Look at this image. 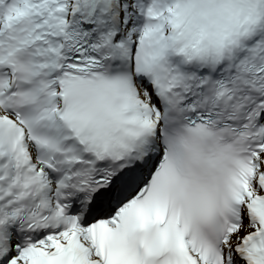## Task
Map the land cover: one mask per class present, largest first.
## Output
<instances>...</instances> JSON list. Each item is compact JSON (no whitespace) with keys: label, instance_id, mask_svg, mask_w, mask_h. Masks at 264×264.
<instances>
[{"label":"snow or ice","instance_id":"snow-or-ice-1","mask_svg":"<svg viewBox=\"0 0 264 264\" xmlns=\"http://www.w3.org/2000/svg\"><path fill=\"white\" fill-rule=\"evenodd\" d=\"M0 264H264V0H0Z\"/></svg>","mask_w":264,"mask_h":264}]
</instances>
